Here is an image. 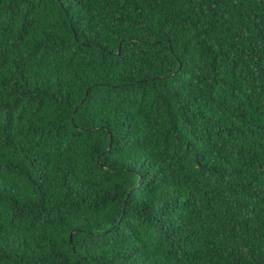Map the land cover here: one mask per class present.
I'll list each match as a JSON object with an SVG mask.
<instances>
[{
	"label": "trees",
	"instance_id": "trees-1",
	"mask_svg": "<svg viewBox=\"0 0 264 264\" xmlns=\"http://www.w3.org/2000/svg\"><path fill=\"white\" fill-rule=\"evenodd\" d=\"M0 264H264V0H0Z\"/></svg>",
	"mask_w": 264,
	"mask_h": 264
}]
</instances>
